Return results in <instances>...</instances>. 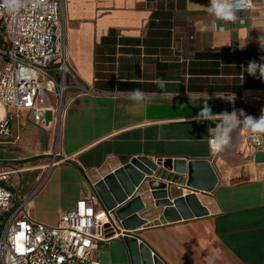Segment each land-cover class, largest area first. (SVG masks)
Segmentation results:
<instances>
[{"label":"crops","instance_id":"crops-1","mask_svg":"<svg viewBox=\"0 0 264 264\" xmlns=\"http://www.w3.org/2000/svg\"><path fill=\"white\" fill-rule=\"evenodd\" d=\"M209 2L63 0L70 88L59 131L41 126L58 146L40 155L58 158L37 169L28 194L19 193L29 197V217L57 224L79 199L96 195L94 184L139 157L208 160L218 178L211 192L169 184L171 199L196 194L208 214L156 224L165 207L149 199L156 178L146 175L133 197L142 196L139 215L148 223L131 234L164 264H264V141L250 147L237 127L229 146L213 153L208 129L221 117L195 119L206 100L214 113L264 105V79L247 73L249 62L264 64V0L237 12L243 24L209 15ZM135 89L152 101L133 100ZM29 123L26 115L13 121L0 145L19 142ZM124 232L119 223V236L101 245L102 264H131Z\"/></svg>","mask_w":264,"mask_h":264},{"label":"built area","instance_id":"built-area-1","mask_svg":"<svg viewBox=\"0 0 264 264\" xmlns=\"http://www.w3.org/2000/svg\"><path fill=\"white\" fill-rule=\"evenodd\" d=\"M232 3L237 12L253 8V0ZM0 38L6 45L1 48L0 142L10 137L11 123L23 115L59 131L71 75L63 0H0ZM251 106L243 112L258 118L264 105ZM238 128L250 147L263 144L264 134L256 143L257 134L243 124ZM28 201L0 186V264H102L101 245L119 236L120 221L113 211L100 207L96 195L79 199L55 225L29 217Z\"/></svg>","mask_w":264,"mask_h":264},{"label":"water","instance_id":"water-1","mask_svg":"<svg viewBox=\"0 0 264 264\" xmlns=\"http://www.w3.org/2000/svg\"><path fill=\"white\" fill-rule=\"evenodd\" d=\"M56 158L58 157L53 154H42L22 160H0V164H27L40 159L54 160ZM171 170L177 174L187 173L188 179L169 174L168 171ZM146 175L156 178L150 180L152 191L148 194L149 199L152 197L156 207H165L163 216L156 224L208 214L196 194L171 199L169 184H186L196 190L211 192L216 187L218 178L208 160L187 163L181 159L152 161L146 157H139L93 185V191L104 208L113 211L124 227L125 232L122 238L128 248L131 264H164L159 257L153 255V251L146 243H140L139 239L131 234L148 223L147 218L139 215V212L146 209L142 196L133 197L136 188L141 186Z\"/></svg>","mask_w":264,"mask_h":264},{"label":"clouds","instance_id":"clouds-1","mask_svg":"<svg viewBox=\"0 0 264 264\" xmlns=\"http://www.w3.org/2000/svg\"><path fill=\"white\" fill-rule=\"evenodd\" d=\"M206 10L209 15L215 17L218 20L243 24L245 21L237 15V9L231 0H210ZM245 43H241L240 47L243 48ZM264 59V57H262ZM247 73L252 76L259 74V78L264 79V64H258L255 61L249 62L247 66ZM158 86L163 88L164 82L157 81ZM131 98L137 101H144L145 97H148V102H151L153 97L150 94H146L140 89H135L131 93ZM192 99V97H190ZM146 104H144L145 106ZM221 117L220 121L216 123L215 127L208 129V144L213 153L223 151L231 142V133L238 126L243 124L245 128L250 129L254 134V140L256 143H260V134H264V110L262 114L257 118L252 115L245 114L243 110H233L231 112L214 113L207 103L204 102L203 107L196 115L195 119L199 121H213L216 116ZM241 117L243 119H241Z\"/></svg>","mask_w":264,"mask_h":264},{"label":"rangeland","instance_id":"rangeland-1","mask_svg":"<svg viewBox=\"0 0 264 264\" xmlns=\"http://www.w3.org/2000/svg\"><path fill=\"white\" fill-rule=\"evenodd\" d=\"M4 62V54L0 47V72ZM50 119V114H47ZM15 140V139H14ZM58 146L57 136L48 132L39 125L28 124L21 131V140L8 146L0 145V160H22L50 151L55 153ZM48 159H40L27 164H0V186L9 187L21 193L28 194L34 186L40 169L48 163ZM4 174V175H2ZM5 179H4V178ZM37 184V183H36ZM35 184V185H36ZM2 222H0L1 226ZM103 251V248L101 249ZM104 256L102 255L103 260ZM102 263V262H101Z\"/></svg>","mask_w":264,"mask_h":264},{"label":"trees","instance_id":"trees-1","mask_svg":"<svg viewBox=\"0 0 264 264\" xmlns=\"http://www.w3.org/2000/svg\"><path fill=\"white\" fill-rule=\"evenodd\" d=\"M0 47H1V48H5V47H6V45L4 44V42L2 41L1 38H0Z\"/></svg>","mask_w":264,"mask_h":264}]
</instances>
